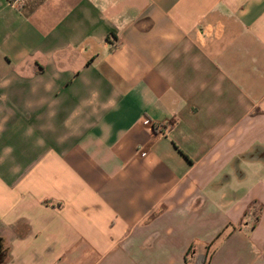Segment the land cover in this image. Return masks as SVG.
<instances>
[{"label":"crops","instance_id":"crops-1","mask_svg":"<svg viewBox=\"0 0 264 264\" xmlns=\"http://www.w3.org/2000/svg\"><path fill=\"white\" fill-rule=\"evenodd\" d=\"M205 260L264 264V0H0V264Z\"/></svg>","mask_w":264,"mask_h":264},{"label":"trees","instance_id":"trees-1","mask_svg":"<svg viewBox=\"0 0 264 264\" xmlns=\"http://www.w3.org/2000/svg\"><path fill=\"white\" fill-rule=\"evenodd\" d=\"M211 248V246L208 248V250ZM207 259V258H206ZM210 260V259H209ZM209 261L205 260V263L204 264H208Z\"/></svg>","mask_w":264,"mask_h":264},{"label":"rangeland","instance_id":"rangeland-1","mask_svg":"<svg viewBox=\"0 0 264 264\" xmlns=\"http://www.w3.org/2000/svg\"><path fill=\"white\" fill-rule=\"evenodd\" d=\"M254 217L257 215V210H253Z\"/></svg>","mask_w":264,"mask_h":264},{"label":"built area","instance_id":"built-area-1","mask_svg":"<svg viewBox=\"0 0 264 264\" xmlns=\"http://www.w3.org/2000/svg\"><path fill=\"white\" fill-rule=\"evenodd\" d=\"M12 1H15V2H17L18 4L20 3V0H12Z\"/></svg>","mask_w":264,"mask_h":264}]
</instances>
